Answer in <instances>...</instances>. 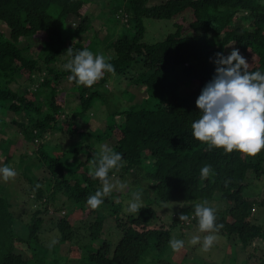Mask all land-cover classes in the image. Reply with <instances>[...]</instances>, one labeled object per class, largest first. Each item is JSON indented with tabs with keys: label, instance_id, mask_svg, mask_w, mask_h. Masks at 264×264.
I'll use <instances>...</instances> for the list:
<instances>
[{
	"label": "trees",
	"instance_id": "1",
	"mask_svg": "<svg viewBox=\"0 0 264 264\" xmlns=\"http://www.w3.org/2000/svg\"><path fill=\"white\" fill-rule=\"evenodd\" d=\"M111 4L114 22L124 25L118 36L105 41L97 36L82 39L93 30L92 0H0V22L8 29V35L0 31V127L7 125L9 112L26 116V121L11 120L16 132L10 142L16 143L20 155L17 166L23 169L30 164L43 173L37 182L23 172L22 177L17 174L10 179L28 182L29 188L15 196L22 198V206L32 202L30 213L15 206L13 195L0 184V264L40 261L35 249L42 243L45 217L51 216L52 205L59 212L68 203L70 214L82 211L81 221L75 224L71 215L61 217L60 213L55 223L56 244L76 245L91 264H144L152 249L173 252L169 240L174 231L191 225L197 231L193 205L204 201L215 210L216 224L222 225L216 235L231 244L233 255L237 247L252 248L249 264L252 258L258 261L253 264H264V247L260 246L264 221L255 213L264 208V197L248 193L250 184L264 177V151L249 156L210 148L194 139L191 128L200 116L196 100L215 74L217 53L225 55L226 48L235 44L250 72H264V0H167L153 6L149 0H113ZM148 19L171 22L173 30L162 40L146 41ZM38 48L37 55H27ZM70 48L73 55L85 48L94 54L107 51L115 72L105 73L92 87L77 84L64 68ZM43 73L34 90L13 88L20 79L34 82ZM115 78L117 90L127 81L146 93L141 103L108 110L111 121L103 135L112 137V149L123 155V167L114 172L116 178L122 183L131 179L133 187L125 182L130 191L142 192V207L136 213H126L124 202L116 200L114 193L96 209L86 202L101 187L89 171L99 145L107 138L83 130L75 121L96 110L99 101L105 102L106 92L116 88ZM62 80L73 84L74 96L80 101L71 115L59 90ZM185 86L191 87L190 93H183ZM61 133L64 139L47 141ZM64 140L66 149L56 154V145ZM6 160L14 162L9 155ZM205 165L212 171L201 178ZM60 194L67 199L56 205ZM145 196L156 203H179L170 223L158 219ZM181 214L189 215V221H180ZM108 218H114V232L121 234L116 242L105 236ZM48 252L42 247L40 257Z\"/></svg>",
	"mask_w": 264,
	"mask_h": 264
},
{
	"label": "rangeland",
	"instance_id": "2",
	"mask_svg": "<svg viewBox=\"0 0 264 264\" xmlns=\"http://www.w3.org/2000/svg\"><path fill=\"white\" fill-rule=\"evenodd\" d=\"M112 1L113 0H92V5L89 9L90 17L93 19V30H91L88 34L83 36V40L85 39H92L93 37L97 36L99 39H108L111 37H116L119 35V33L123 30L124 23L121 21L119 23L114 22V12L112 7ZM167 0H149V5L153 6L155 4L164 3ZM74 22H78L77 20L72 19ZM71 20V21H72ZM126 21V19H125ZM188 24V23H187ZM145 27H146V35L145 40L149 42H156L159 40H162L164 37H166L169 33H171V30H173V24L171 22H165V21H156V20H146L145 21ZM0 31L4 34L8 35V29L6 28L3 23L0 22ZM36 43L39 44L41 47L42 44L39 40L36 41ZM38 46V47H39ZM37 47V46H35ZM39 47V48H40ZM34 49V53L31 52L27 53V55L33 56L37 55L40 49ZM226 54L227 56L233 49H237L235 44H231L226 48ZM44 52L46 50H43ZM26 55V53H25ZM104 55H109L107 51H105ZM242 55V54H241ZM243 56V55H242ZM37 58V56H34ZM107 57V56H106ZM244 57V56H243ZM245 58V57H244ZM64 60V59H62ZM60 60V61H62ZM61 64L58 62L56 64V67L60 68ZM46 75V73L36 75L34 82L27 80L26 77L23 79H20L14 86V89H18L21 92L34 90L33 88H36L37 84L39 86V82L43 80V77ZM117 79L115 78L113 80L114 85L116 86L115 90L110 87L108 92H106L105 96V102L99 101L97 103V106L95 107L96 110L91 111L85 118H78L75 121V124L86 131H91V133L99 134L104 139V141L101 142V144H106L110 148H112V145L115 143V140L111 137L103 136L107 133V127L109 124V121L111 119H108L110 111H116L117 109H120L122 107L132 106L137 103H141L143 99L146 98V93L144 92L143 88H138L135 85H130L127 81H124L120 85V90L117 86ZM59 90L61 93H63L64 102L67 103V107L65 110L71 115L73 114V111L78 108L79 106V98L78 96H74L75 89L73 87V84L69 80H62L59 86ZM183 93H190L191 87L185 86V88H182ZM130 95H126V94ZM15 117L18 120L24 119L27 120L26 116H22L21 118L19 116L14 115L12 112H9L8 117L5 119L7 125H2L0 127V166L8 165L12 167H17V174H19L21 177V173L23 172L25 175H27L30 179H32L34 182L38 181V177H42L43 173L41 171H35L33 168H31L30 164H26L23 166V169L20 168V166H17L20 163V155L18 154V151L15 149L16 143L10 142V138L13 135V133L16 132V126L12 123V118ZM120 123V118L117 117L116 119ZM65 126V125H64ZM50 137V136H49ZM48 137V140H51L53 143L57 141V139H64L65 136L63 134H59V136L54 137ZM5 139V143L3 142ZM67 140L62 141V144L56 145V154H61L63 149H66L65 146ZM12 145H11V144ZM66 144V145H65ZM100 144V145H101ZM55 146V144H53ZM36 147V146H35ZM58 148V149H57ZM7 149V150H6ZM54 149V148H53ZM99 149V147H98ZM8 155L12 157V160L15 162H12V164L7 162ZM83 157V156H82ZM41 179V178H40ZM18 181L20 180H8L4 181L0 179V184L3 186L4 192L11 193L12 196V203L16 205H20V209H24L25 212H28L30 209V202L26 204V206H22V198L15 196V193L21 189L22 192H25L24 189L29 188L28 182L25 180L23 181L25 184H19ZM122 182V181H121ZM129 186L133 187L131 184V179H128L125 181ZM123 182L124 184H126ZM18 183V186L16 185ZM126 184V185H127ZM250 184V183H249ZM2 187L0 189V192H2ZM134 191H130L128 186L123 191H113L112 193L115 194V199L118 201L124 202V206H126V201L131 198V193ZM248 193L255 195L260 194L262 197H264V177L261 178V180L257 182H252L249 186ZM153 193H151V196ZM67 199L66 196L63 194H60L54 202L56 205L62 204ZM145 201L148 204H151V207L155 209L158 213V219L164 220L166 223H170L172 217L178 212L179 210V203L178 202H170V203H156L153 201L152 197L148 198L145 196ZM162 205H167V207H162ZM35 206V205H34ZM33 206V207H34ZM35 209V207H34ZM54 206L52 205V210L50 209L51 216L45 217V224L42 228L41 233V240L42 243L37 244V249H35L36 260L40 258V261H36L33 259L32 263L35 264H53L54 260L61 261V264H91L88 263L84 258V252L81 248H78L76 245H72L69 243L59 245L57 243L58 239V232L55 228V223L59 221V215L61 212L65 211L66 214L64 217H72V221L75 224H79L81 221V215L83 214L82 211H77L72 214L71 211V204L68 203L66 205V209L59 210V212L54 211ZM104 214L107 213L106 209H103ZM256 215L263 219L264 221V208L263 209H256L255 211ZM159 224V221H156V224ZM114 218H108L105 224L104 232L106 238H110L114 242H116L117 239H119L121 234L114 232ZM113 229V230H112ZM180 231H174L173 232V238L177 239H184L186 241L185 247L181 249L179 252H162L159 253L156 249L151 250V254L149 257L146 258L144 264H245L248 262L249 256L253 253V249L250 248L246 251L242 250L241 248L235 249V255H233V249L231 247L230 243H226L223 238L218 236V239L216 242L209 248L208 251H203L201 249L200 245L191 246L187 244V239L193 235L197 234V231L194 229L193 225H191L190 229H179ZM115 233V234H114ZM119 237V238H118ZM201 237L203 235L201 234ZM99 243L97 242L94 247H98ZM261 247H264V243L262 242ZM43 247L44 250H47L48 254L44 257H40L39 250ZM49 248V249H48ZM87 255V254H86ZM259 253H257V256ZM84 257V258H83ZM234 257V258H233ZM66 260V261H65ZM161 261V262H160ZM67 262V263H66ZM258 261L252 258V263H257ZM249 264V262H248Z\"/></svg>",
	"mask_w": 264,
	"mask_h": 264
},
{
	"label": "clouds",
	"instance_id": "3",
	"mask_svg": "<svg viewBox=\"0 0 264 264\" xmlns=\"http://www.w3.org/2000/svg\"><path fill=\"white\" fill-rule=\"evenodd\" d=\"M70 57L64 64L65 70L71 73L70 78L77 84L92 87L104 78L105 73H114L115 68L110 58L103 53H93L88 49L67 50ZM216 68L212 79L202 88L196 100L200 116L191 124L194 139L207 143L210 148L223 149L231 153L238 151L255 156L264 151V72L249 71V63L233 49L227 56L217 53ZM123 167L122 153L113 150L106 144L99 145L89 171L94 179L100 181L101 187L87 198V204L96 209L104 203V198L113 191H123L127 185L116 178L114 172ZM211 167L205 165L200 169L201 178L211 174ZM113 173V175H110ZM17 175L16 170L8 165L0 166V179L5 182ZM142 207V192L136 190L126 201L124 211L136 213ZM167 207V205H162ZM197 219V234L187 239L191 246L200 245L203 251L216 242L222 225L216 224L215 210L208 202L193 205ZM189 215L181 214L179 220L188 222ZM206 233L201 237L200 234ZM184 239L172 238L169 246L174 252L185 247Z\"/></svg>",
	"mask_w": 264,
	"mask_h": 264
},
{
	"label": "built area",
	"instance_id": "4",
	"mask_svg": "<svg viewBox=\"0 0 264 264\" xmlns=\"http://www.w3.org/2000/svg\"><path fill=\"white\" fill-rule=\"evenodd\" d=\"M65 214H66V212L65 211H63V212H61V217H64L65 216Z\"/></svg>",
	"mask_w": 264,
	"mask_h": 264
}]
</instances>
